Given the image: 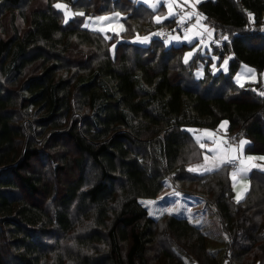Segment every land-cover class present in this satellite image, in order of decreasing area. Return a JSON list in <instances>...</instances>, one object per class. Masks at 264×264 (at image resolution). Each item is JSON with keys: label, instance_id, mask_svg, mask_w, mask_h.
<instances>
[{"label": "trees", "instance_id": "1", "mask_svg": "<svg viewBox=\"0 0 264 264\" xmlns=\"http://www.w3.org/2000/svg\"><path fill=\"white\" fill-rule=\"evenodd\" d=\"M55 1L76 14L64 20ZM197 8L229 39L213 47L229 55L227 73L208 58L197 77L204 55L186 62L190 44L159 39L177 19L157 22L161 8L144 0H0V264H264V169L252 168L239 200L225 160L189 171L204 151L193 128H221L264 155V78L233 81L242 62L264 70V0ZM110 11L124 14L120 37L83 25ZM168 182L211 201L226 237L150 215L139 199Z\"/></svg>", "mask_w": 264, "mask_h": 264}, {"label": "rangeland", "instance_id": "2", "mask_svg": "<svg viewBox=\"0 0 264 264\" xmlns=\"http://www.w3.org/2000/svg\"><path fill=\"white\" fill-rule=\"evenodd\" d=\"M199 1L200 0H144V2H146L148 6H150L151 9L153 10H157L161 8V11L157 12L154 16L155 20H157V18H161L160 19L161 21L165 18H172L174 16L176 17L177 19L176 24L173 25L172 27H169V29L171 30V39L169 41H166V43L169 44L170 42H175V43L186 42L190 44V46L185 50L184 53L185 61L187 57L186 62L192 60L196 56V54L204 55V59L203 60L201 59L199 61L194 71L197 77H202L204 75L206 69V63H207L206 60H208V58H210L209 65H210V70L213 73H218L220 71L227 73L229 71L228 60L226 58L219 60V56L214 52L213 50L214 46L210 43V41L201 40V36L204 31L211 33L209 35H213L214 30L211 28L210 24H208L205 20H203L202 15L199 13V10L197 8V3ZM58 4L63 5L64 7H57ZM170 5L172 8L171 15L169 8ZM54 6L59 10H61V12L64 15V20H68L69 18L74 16L77 12L75 9H73L64 1H55ZM177 6H181L183 9H185L187 12L191 14L193 23L190 24V27H197L196 30H194L191 33H185L179 31L176 28L177 23L182 19V15L179 14L177 10ZM185 10H184V14H185ZM250 16L252 17V15ZM123 17L124 14L118 11H110L106 13H100L97 15H85L83 17V25L85 27H88L89 29L101 32L107 36L112 35L118 37L120 35V32L124 29V23L122 19ZM101 18H106V19H101ZM263 18H264V11H263ZM154 35L155 32H151L148 34H139L136 37H134L132 40L142 44H147L149 43L150 38L153 37ZM189 53L191 55H188ZM263 78H264V70H260L245 62H242L239 65L238 69L233 75V81L238 85L255 84L257 82L263 81ZM226 123L227 122L224 121L221 127H224ZM192 130H194V128ZM214 132H211L209 129H206V133L207 134L211 133L212 136H215ZM215 133L225 135L224 133H219L217 130ZM217 138L221 139L222 137L217 136ZM241 141L244 140L240 139V142ZM239 147H240V156H243L244 153L241 150L242 149L241 143L239 144ZM255 156L261 158L264 163V155L261 154ZM239 164H240V160H239ZM231 179L233 185L235 186L234 190L236 195L238 194L240 188L243 189L244 186H249L250 183L248 176L240 175L236 181L233 180L232 177ZM139 200L141 204L148 209V213L150 215L159 214V212L157 213V210L159 208H162V210L166 212H171L179 216L186 215L189 218V220H191V222L193 221V218L196 215L195 208H192L190 212L187 214L181 213L182 208L178 207L181 205V202L180 199L177 198H174L170 202H167L168 201L167 198H164L162 202L163 203L167 202L166 204H162V203L158 204L153 198H140ZM211 210H213V212H216L215 208H213L212 206H211ZM216 230L217 227H214L212 223V231H216ZM214 248L215 246H212V249ZM223 253L224 252L219 253L220 260L224 259Z\"/></svg>", "mask_w": 264, "mask_h": 264}, {"label": "crops", "instance_id": "3", "mask_svg": "<svg viewBox=\"0 0 264 264\" xmlns=\"http://www.w3.org/2000/svg\"><path fill=\"white\" fill-rule=\"evenodd\" d=\"M263 15V13H262ZM175 43V42H172ZM181 43V42H179ZM206 129H209L211 132H214L211 128H194L193 134L194 137L199 144L200 147L203 145V154L200 161L192 164L191 168L198 169V172H205V171H211L213 169H217L222 165V161L226 160L227 158H238L240 160V164L237 167H234L230 169V176L233 178V175L235 174V179L237 180L240 175L242 176H248L254 167H259L264 169V163L261 158L256 157L255 155H248L244 154L243 156H240V140L239 142L232 143L230 140H228V137L222 134H215V136H212L211 133L207 134ZM225 132V131H224ZM217 136H221L222 138L219 139ZM241 140H244V144L242 145V152L245 144L247 143V140L244 138H241ZM208 158L207 160L205 158ZM242 170V171H241ZM233 183V182H232ZM235 186L233 185V191H234V198L237 199V195L234 190ZM249 186H244V188H240L238 193L241 194V198L244 196L245 192L248 190ZM237 190V189H236ZM164 198H167V202H170L174 198L180 199L181 205L178 206L179 208H182L181 213L187 214L190 212L192 208H195L196 215L193 218V223L197 225H201L204 230L211 236L215 237H224L226 235L225 230L222 227V222L220 221V215L219 212H213L211 210V206L214 204H211L207 198H205L200 193H194L191 191H188L186 189L177 188L175 185L168 183L164 190L160 192V194L153 198L158 204H166L163 203L162 200ZM240 198V199H241ZM177 202V201H176ZM148 211V209H147ZM154 214V216H158L162 214L163 212H166L162 210V208H159L157 210V213ZM186 216V215H182ZM187 217V216H186ZM188 218V217H187ZM189 219V218H188ZM191 221V220H190ZM212 223L214 227H217L216 231H212ZM226 237V236H225Z\"/></svg>", "mask_w": 264, "mask_h": 264}, {"label": "built area", "instance_id": "4", "mask_svg": "<svg viewBox=\"0 0 264 264\" xmlns=\"http://www.w3.org/2000/svg\"><path fill=\"white\" fill-rule=\"evenodd\" d=\"M177 10L180 13H184V9L181 6H177ZM193 23L192 17H188L185 14L182 15V19L177 23L176 28L185 33H191L194 30L197 29V27H190V24ZM264 28V24H263ZM171 36V30L168 27H162L160 26L157 29V37L161 40L167 41L170 39ZM225 35L222 34L220 31H215L213 35H209L208 32L204 31L201 40L206 41L209 40L210 43L213 46H222L224 42L229 41V39ZM229 55H226L225 57L228 58ZM218 132H223L224 130L221 128H216ZM229 137L232 138L233 142H237V139L235 138V134H229ZM225 164L228 165L231 168L237 167L239 164V160L237 158H227L225 161ZM237 165V166H236ZM231 259H228L225 264H235L234 262L230 261Z\"/></svg>", "mask_w": 264, "mask_h": 264}, {"label": "snow or ice", "instance_id": "5", "mask_svg": "<svg viewBox=\"0 0 264 264\" xmlns=\"http://www.w3.org/2000/svg\"><path fill=\"white\" fill-rule=\"evenodd\" d=\"M57 7H64L63 5H57ZM169 8H170V15L172 14V8H171V5L169 6ZM250 18H251V16H250ZM101 19H106V18H101ZM160 19L161 18H157V22H159L160 21ZM209 34H211V33H209ZM145 39H147V38H145ZM225 39H226V37H225ZM188 55H191L190 53L188 54ZM186 61H187V57H186ZM241 143V145H243L245 142L244 141H241L240 142ZM202 147H203V145H202ZM206 160L208 159L207 157L205 158ZM223 162V161H222ZM198 169H196V168H190L189 169V171H197ZM242 171V170H241ZM236 177H235V174L233 175V179H235ZM241 198V194L240 193H238L237 194V199L239 200Z\"/></svg>", "mask_w": 264, "mask_h": 264}, {"label": "clouds", "instance_id": "6", "mask_svg": "<svg viewBox=\"0 0 264 264\" xmlns=\"http://www.w3.org/2000/svg\"><path fill=\"white\" fill-rule=\"evenodd\" d=\"M239 160V159H238Z\"/></svg>", "mask_w": 264, "mask_h": 264}]
</instances>
